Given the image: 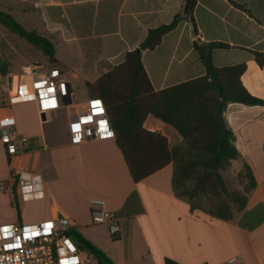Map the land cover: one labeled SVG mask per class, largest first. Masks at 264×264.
Returning a JSON list of instances; mask_svg holds the SVG:
<instances>
[{
	"label": "crops",
	"instance_id": "crops-1",
	"mask_svg": "<svg viewBox=\"0 0 264 264\" xmlns=\"http://www.w3.org/2000/svg\"><path fill=\"white\" fill-rule=\"evenodd\" d=\"M183 5L184 0H0L3 11L18 22L19 15L26 29L53 43L72 93L55 111L41 112L34 101L0 105V130L11 127L29 143L15 157L0 144V225L68 217L72 228L114 264H226L231 257L237 264H264L263 106L229 103L224 111L240 158L223 177L226 181L230 167L239 173L246 165L256 181L246 194L245 208L229 221L176 197L171 164L135 183L114 138L76 143L71 137L90 99L86 84L122 63L150 30L183 17ZM191 16L193 24L187 18L180 21L155 49L142 52L153 88L163 90L205 75L195 45L224 43L229 48L212 52L214 65L245 63L243 86L264 99V66L253 55L264 53V0H195ZM40 65L50 68L45 57ZM10 75L16 74L0 77L7 83ZM80 84L87 93L82 102L74 94ZM5 89L0 87V96ZM144 127L161 133L171 145L181 143L172 128L153 117H147ZM15 168L38 175L44 188L42 198L18 201L20 215L11 179ZM93 199L104 200L119 220V237L111 238L106 225L91 223Z\"/></svg>",
	"mask_w": 264,
	"mask_h": 264
},
{
	"label": "trees",
	"instance_id": "trees-1",
	"mask_svg": "<svg viewBox=\"0 0 264 264\" xmlns=\"http://www.w3.org/2000/svg\"><path fill=\"white\" fill-rule=\"evenodd\" d=\"M194 5L195 0H191V13ZM182 20L186 18L176 16L171 23L150 30L139 48L126 53L122 63L110 67L86 86L89 98H99L104 103L115 142L133 182H140L171 164L176 197L187 201L193 209L229 221L245 208L246 194L256 187V181L245 165L241 171L247 180L245 194L228 188L222 173L240 155L224 111L229 103L264 107V99L251 95L243 86L241 76L247 68L245 63L224 67L214 65L212 52L217 48H229L224 43L195 45L205 75L155 90L143 65L142 52L155 49L163 36L173 31ZM0 25L39 50L49 67L61 68L51 41L26 29L10 13L1 10ZM253 55L257 64L264 66V53L254 52ZM0 75H7L3 64L0 65ZM213 79H218L222 87L220 103ZM149 116L172 128L181 143L171 145L161 133L147 130L144 122ZM14 206L20 215L16 197ZM68 235L81 249L92 252L99 264H114L75 228H70ZM165 264L177 263L165 260Z\"/></svg>",
	"mask_w": 264,
	"mask_h": 264
},
{
	"label": "built area",
	"instance_id": "built-area-1",
	"mask_svg": "<svg viewBox=\"0 0 264 264\" xmlns=\"http://www.w3.org/2000/svg\"><path fill=\"white\" fill-rule=\"evenodd\" d=\"M10 77L11 81L7 80L8 87L0 96L2 107L34 101L41 112L55 111L72 95L61 69L56 67L44 70L42 65L32 64ZM94 102L98 103L94 106ZM71 137L76 143L114 138V131L101 99L88 100L84 111L77 116ZM0 144L9 157L25 153L29 146L27 139L19 137L8 126L0 130ZM11 179L16 185L17 201L27 202L44 196L43 183L38 175L15 168L11 172ZM90 217L93 225H106L111 238L119 237V220L108 211L104 200L90 201ZM72 227L73 223L68 217L35 224L0 225V230L7 229L6 232L0 231V264H99L92 252L81 249L68 235ZM8 244L13 247H7ZM226 264H237V258H229Z\"/></svg>",
	"mask_w": 264,
	"mask_h": 264
},
{
	"label": "rangeland",
	"instance_id": "rangeland-1",
	"mask_svg": "<svg viewBox=\"0 0 264 264\" xmlns=\"http://www.w3.org/2000/svg\"><path fill=\"white\" fill-rule=\"evenodd\" d=\"M12 1V0H11ZM14 1V0H13ZM4 7L0 6V10ZM20 19L19 15H16ZM19 21V22H20ZM25 22V21H22ZM26 24V23H25ZM23 26L29 28L28 25ZM44 56L41 52L26 42L19 39L16 35L10 33L6 28L0 25V65L6 66L8 73H21V67H25L32 64H40L43 62ZM21 69V70H20ZM5 89L8 87L3 78L0 77V87ZM75 97L79 102L87 99L86 89L83 85H77L74 91ZM241 175V172L237 173L233 168H229L225 172V178L230 191H241L247 185L246 178Z\"/></svg>",
	"mask_w": 264,
	"mask_h": 264
},
{
	"label": "water",
	"instance_id": "water-1",
	"mask_svg": "<svg viewBox=\"0 0 264 264\" xmlns=\"http://www.w3.org/2000/svg\"><path fill=\"white\" fill-rule=\"evenodd\" d=\"M190 8H191V0H184V5H183V11H182V15L183 17L187 18L191 24H193V19L191 16V12H190ZM8 81H11V77H8ZM213 84L215 85V87L218 90V95H219V103L221 102V98H222V87L218 81V79H213L212 80Z\"/></svg>",
	"mask_w": 264,
	"mask_h": 264
},
{
	"label": "snow or ice",
	"instance_id": "snow-or-ice-1",
	"mask_svg": "<svg viewBox=\"0 0 264 264\" xmlns=\"http://www.w3.org/2000/svg\"><path fill=\"white\" fill-rule=\"evenodd\" d=\"M96 103H98V102H94V106H95ZM88 119H90V118H88ZM47 227H50V225H48ZM0 231H5L6 232L7 229H3V230H0ZM7 247L11 248V247H13V245L12 244H8Z\"/></svg>",
	"mask_w": 264,
	"mask_h": 264
}]
</instances>
